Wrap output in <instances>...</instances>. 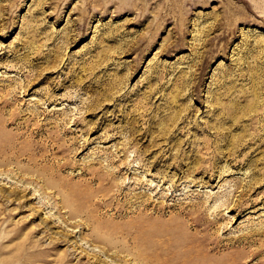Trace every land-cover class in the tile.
<instances>
[{"label":"rangeland","instance_id":"obj_1","mask_svg":"<svg viewBox=\"0 0 264 264\" xmlns=\"http://www.w3.org/2000/svg\"><path fill=\"white\" fill-rule=\"evenodd\" d=\"M175 235L264 264V0H0V264Z\"/></svg>","mask_w":264,"mask_h":264},{"label":"bare ground","instance_id":"obj_2","mask_svg":"<svg viewBox=\"0 0 264 264\" xmlns=\"http://www.w3.org/2000/svg\"><path fill=\"white\" fill-rule=\"evenodd\" d=\"M69 202L68 200H62L61 206L70 207L68 210L69 216H74L77 214V210L75 211V208H71L72 204ZM193 236L194 234L191 237ZM180 243L175 235L172 240L162 243L161 248L132 251V259H135L137 264H160L165 260L171 261L172 264H197L196 260L201 261L203 257H210L211 253L217 249V244L208 245V243L191 240L186 243ZM211 250L212 252H210ZM143 252H146V254L144 255ZM203 263L205 264V262Z\"/></svg>","mask_w":264,"mask_h":264}]
</instances>
